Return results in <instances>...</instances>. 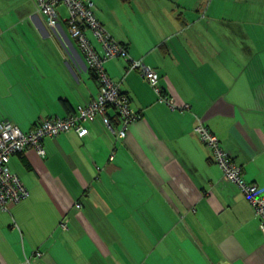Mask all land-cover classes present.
<instances>
[{
  "label": "crops",
  "instance_id": "crops-1",
  "mask_svg": "<svg viewBox=\"0 0 264 264\" xmlns=\"http://www.w3.org/2000/svg\"><path fill=\"white\" fill-rule=\"evenodd\" d=\"M92 1L130 56L189 107L160 102L127 59L108 60L139 119L122 138L98 117L83 137H45L44 156H11L30 195L0 209V264H264L258 216L194 132L200 118L264 192V0ZM58 10L53 27L35 0H0V121L24 131L99 92Z\"/></svg>",
  "mask_w": 264,
  "mask_h": 264
},
{
  "label": "built area",
  "instance_id": "built-area-1",
  "mask_svg": "<svg viewBox=\"0 0 264 264\" xmlns=\"http://www.w3.org/2000/svg\"><path fill=\"white\" fill-rule=\"evenodd\" d=\"M38 9L45 16L48 25L56 26L62 19L58 7L65 6L68 16L67 30L82 50L85 60L97 76L99 92L96 97L77 110L64 117L51 116L41 120L28 131L22 130L9 119L0 121V209L9 210L10 202H19L30 195V190L17 172L9 166L13 154L22 153L33 147L41 155H45L43 139L47 136L56 137L64 131H75L83 137L89 131L85 122H92L100 117L117 137H125L131 125L139 119L137 111L131 103L130 96L121 88L118 81L112 79L105 63L116 57H123L129 62L130 69L138 70L158 94L160 102L181 110L188 104L178 105L173 94L164 91L159 83V73L148 66L142 59L132 58L126 46L118 41L100 22L92 0H35ZM90 29L102 45L98 51L85 30ZM114 117L119 128L114 127ZM198 140L212 150L213 158L221 167L223 178L234 183L252 205L259 218V227L264 232V192L255 182H249L243 173V167L236 163L229 152L224 149L219 137L200 118L194 125ZM112 158V157H110ZM78 207L81 203L77 202ZM60 226L67 228L65 221ZM40 256L41 253L37 252Z\"/></svg>",
  "mask_w": 264,
  "mask_h": 264
},
{
  "label": "trees",
  "instance_id": "trees-1",
  "mask_svg": "<svg viewBox=\"0 0 264 264\" xmlns=\"http://www.w3.org/2000/svg\"><path fill=\"white\" fill-rule=\"evenodd\" d=\"M96 74V73H95ZM96 78H97V76H96Z\"/></svg>",
  "mask_w": 264,
  "mask_h": 264
}]
</instances>
